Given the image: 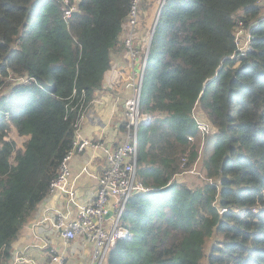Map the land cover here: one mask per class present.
I'll return each instance as SVG.
<instances>
[{"label": "trees", "instance_id": "16d2710c", "mask_svg": "<svg viewBox=\"0 0 264 264\" xmlns=\"http://www.w3.org/2000/svg\"><path fill=\"white\" fill-rule=\"evenodd\" d=\"M74 1L65 16L60 0H0V264L8 263L12 242L72 146L131 0ZM261 9L258 0H164L140 110L151 115L155 100L165 99L157 142L185 147L193 135L200 146L192 116L199 105L214 127L202 144L203 181L167 184L172 171L149 157L152 124L142 122L137 173L148 190L127 200L121 224L128 237L113 244L107 264H264ZM238 20L252 40L235 61ZM11 130L27 138L22 148Z\"/></svg>", "mask_w": 264, "mask_h": 264}, {"label": "built area", "instance_id": "2783aa9c", "mask_svg": "<svg viewBox=\"0 0 264 264\" xmlns=\"http://www.w3.org/2000/svg\"><path fill=\"white\" fill-rule=\"evenodd\" d=\"M145 0H131L128 13L124 19L127 27V34L123 42L127 48L128 54L135 57L138 50L133 43V34L139 23L141 7ZM156 1V0H148ZM65 8V16H70L76 8V1L71 4L70 0H60ZM164 0H157V14L149 33L148 44L143 55L142 67L138 75V84L134 93L125 101L124 120L122 123L124 131V140L113 146L105 145L102 141H93L88 138H82L75 132L72 140V146L62 158L56 176L51 180L48 193L54 191L63 192L67 196L65 209H53L51 214L45 213L42 218L34 223V226L40 225L42 221L51 220L52 225L58 229L63 238L64 245L72 240L83 238L90 246V252L86 264H107L108 254L113 244L121 237L128 235V230L121 224V215L129 197L138 191H146L148 187L138 176L139 168V128L142 122H147V116L140 110V90L144 72L145 60L148 54L149 44L154 30L158 14L162 8ZM263 7L264 0H258ZM252 34L249 26L246 27L242 20L237 21L235 31V49L230 54L232 60L238 61L241 56H246L251 47ZM23 80V79H21ZM195 104L192 109V116L196 128L200 134V151L204 138L214 130L213 125L207 118L197 115ZM79 118L76 122L78 128ZM190 142H194L193 135H186ZM86 146L100 148L105 155L106 163L98 177V187L94 197L84 203H78L75 199L73 187L69 184L70 165L69 160L76 152L83 151ZM187 158H182L183 164H187ZM199 158L189 168V172L202 176L198 171L196 164ZM190 166V165H189ZM177 173L172 174L167 184L177 182ZM75 205L76 214L73 219H68V209ZM49 210V209H48ZM48 212V211H47ZM25 250H16L14 261L18 262ZM46 264H65V254L63 251H52Z\"/></svg>", "mask_w": 264, "mask_h": 264}, {"label": "crops", "instance_id": "0c3cea01", "mask_svg": "<svg viewBox=\"0 0 264 264\" xmlns=\"http://www.w3.org/2000/svg\"><path fill=\"white\" fill-rule=\"evenodd\" d=\"M156 14L157 0H145L132 38L138 50L135 57H131L124 46L123 39L127 34V27L123 21L119 37L112 47L110 66L104 72L102 84L94 91L92 99L82 110L76 130L80 137L102 141L108 146L124 140L122 123L125 101L136 90L143 55ZM105 163V155L100 148L86 146L83 151L72 155L69 160V184L74 189L76 202L84 203L94 197L98 177ZM66 203V194L54 191L37 204L33 214L22 225L12 242L7 264H46L50 253L56 250L64 252L65 264L87 263L90 246L83 238L79 237L64 245L63 238L51 220L34 226L45 213L51 214L56 208L65 209ZM75 214L76 207L72 205L68 209L67 218L73 219ZM22 249L25 250L22 258L15 262V251Z\"/></svg>", "mask_w": 264, "mask_h": 264}, {"label": "rangeland", "instance_id": "374dc122", "mask_svg": "<svg viewBox=\"0 0 264 264\" xmlns=\"http://www.w3.org/2000/svg\"><path fill=\"white\" fill-rule=\"evenodd\" d=\"M261 12H263V7L261 9ZM155 111L152 112L151 115L143 114L145 116H149L147 120L150 119L149 122H151L152 127L148 132V140H147V150L150 154L149 157H151L154 160L155 165H159L162 168H165L166 171H172L170 175L177 173L176 180L177 182H184L188 185H196L198 183H201L203 179L200 177V175L196 173L189 172V168L193 165V163L196 161L197 157L199 158L196 168L199 171L201 162H202V153L199 148L198 141H194L189 143L187 146H179L175 144L174 146H170L164 143L157 142V134L161 130V125H156L155 121L159 118L167 115L166 111V100H155ZM196 113L197 115H201L204 118H207L204 113H202L201 108L199 105L196 107ZM208 120V119H207ZM140 130V129H139ZM9 135L12 136L17 142V146L19 148L23 147V144L27 138L24 136H17L14 132V130H11L9 132ZM212 134L208 135L205 138V141L208 137H211ZM198 137V134L197 136ZM197 146V154L194 155L192 152ZM202 150V149H201ZM186 157L187 164H183L182 158ZM192 164V165H191ZM190 165V166H189Z\"/></svg>", "mask_w": 264, "mask_h": 264}, {"label": "water", "instance_id": "95a60500", "mask_svg": "<svg viewBox=\"0 0 264 264\" xmlns=\"http://www.w3.org/2000/svg\"><path fill=\"white\" fill-rule=\"evenodd\" d=\"M159 14H160V12H159ZM159 14H158V16H159ZM156 24V23H155ZM125 237H128L127 235H125Z\"/></svg>", "mask_w": 264, "mask_h": 264}]
</instances>
